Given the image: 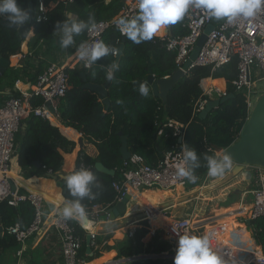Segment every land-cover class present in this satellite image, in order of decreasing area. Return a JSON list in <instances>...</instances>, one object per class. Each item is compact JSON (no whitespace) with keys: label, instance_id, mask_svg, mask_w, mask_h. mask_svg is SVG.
<instances>
[{"label":"trees","instance_id":"1","mask_svg":"<svg viewBox=\"0 0 264 264\" xmlns=\"http://www.w3.org/2000/svg\"><path fill=\"white\" fill-rule=\"evenodd\" d=\"M31 1L35 4L36 18L39 0H18V4L21 8L30 11ZM69 2L70 0H44L48 17L42 21L34 18L31 31L34 30L35 40L50 38L56 32L57 22L65 20ZM126 5V0H89L80 11L78 21H87L90 14L94 15L95 22L101 19L117 20L121 18V12ZM137 12L138 10L133 17ZM0 17V54L8 58L12 51L19 47L21 36L18 31L1 22H8L7 15ZM184 19L171 26V35L181 36L187 33V29L183 26ZM216 21L214 19L213 22L216 23ZM101 41L115 50H119L124 43L121 59L117 64L118 70H114V79L109 82L106 78L108 70L115 65L117 59V56L111 53L90 68H85L81 64L65 67L68 74V90L61 99L58 109L65 123L79 131L98 149L96 157L80 151L76 160L74 172L81 169L91 170L99 182V187L93 184L95 199L82 200L85 209L94 204H107L115 200L117 193L112 183L119 177V172L114 175L107 174L99 170L96 164L100 161L105 167L115 169L123 162L122 136L128 138L127 143L131 154H140L153 165L157 164L166 152L187 143V147L196 150L201 162V167L195 169L198 179L195 183L188 181L189 186L201 184L207 176L204 155L217 154V150L225 149L234 143L239 138L241 129L250 114L248 94L237 92L233 85L237 76V61L233 60L215 70L210 66L194 67L180 78L163 101L154 95L152 86L149 84H146L149 87L148 97H142L139 93L140 84L148 81L150 69L157 79L171 76L177 70L175 53L166 49L165 40L161 36L136 44L125 35L122 36L116 24H113L105 31ZM44 64L45 62L40 60L38 69L31 75L33 82L36 83L39 74L44 71ZM33 66L27 67L32 69ZM14 72L13 68H9L0 77V86L5 78ZM82 72H85L88 82L98 85L109 82V107L99 99L95 91L83 87ZM209 77L216 79L225 89L228 88L234 94L220 101L206 116H201L200 112H196V103L198 100H211L202 86V81ZM219 78L225 81V85ZM9 96L19 97L21 94L12 90ZM30 100L34 105L42 102V99L38 97H32ZM117 101H123V103L120 104ZM170 119L188 125L184 134V143L180 142L178 137L166 136V133L159 136L157 124L162 126ZM27 123L29 124L25 136L27 143L20 149L17 147V141L22 135L21 129L15 136L18 163L21 167H27L34 160H39L41 166L37 168L38 173L45 172L43 165L53 171L58 170L64 163L62 152H72L76 142L63 134L60 128L53 125L48 118L32 114ZM64 183L67 189L66 181ZM66 198L68 201L75 199L69 194L68 189ZM35 214L36 209L29 200L19 202L17 206L11 205L7 200H0V226L3 227V231H0V258L6 248L19 245L16 235L12 234L9 228L19 223L22 230H27ZM70 222L83 240L81 259L85 257L86 261H90L100 257L101 248H93V254L86 255V233L77 219H70ZM150 229L149 220L141 222L134 237H127L119 242L121 248L118 256L129 257L145 253L155 254L157 257L140 258L126 264H174V257L164 254L176 255V251L171 248L168 241L162 239L160 234H150ZM252 231L256 242L264 246V216L252 221ZM103 242L100 240V244Z\"/></svg>","mask_w":264,"mask_h":264},{"label":"built area","instance_id":"2","mask_svg":"<svg viewBox=\"0 0 264 264\" xmlns=\"http://www.w3.org/2000/svg\"><path fill=\"white\" fill-rule=\"evenodd\" d=\"M138 10L137 0L127 4L121 12V17L132 18ZM47 9L44 0H39L36 20L47 19ZM120 19V18H119ZM118 20V19H117ZM117 20L101 19L95 22L93 27L86 29L87 45L101 41L103 34ZM208 18L207 13L194 6L186 14L183 26L187 33L181 36L165 34L161 36L165 40L167 50L175 53V62L177 69L183 70L187 74L191 69L197 66H210L213 70L229 64L231 61H237V76L233 81L237 92L246 91L252 93L255 83L253 70L264 72V9L255 17L249 19L237 18L231 23L227 19L217 20ZM209 24H214L213 30L208 34L207 39L201 46L194 60L191 54L195 46ZM121 33V32H120ZM122 36H124L121 33ZM119 50H115L118 55ZM78 62L85 68H90L93 64L86 66L77 56ZM189 65L186 67V64ZM74 67V66H73ZM257 72V71H256ZM257 72V73H258ZM211 78V77H209ZM213 79V78H212ZM68 90V74L64 67L56 64H50L39 74L36 83L31 91L20 92L21 96H9L0 103V200H7L11 205L17 206L19 202L29 200L36 209L35 218L27 230H22L20 224L9 228V231L16 235L19 244H24L26 240L37 233L45 223V210L43 208L44 198L38 193L20 194L18 191L11 190L10 180H14L13 161L15 157L16 143L15 136L22 126L26 117L32 114L43 118H51L58 111L61 99ZM228 90V89H227ZM205 94H210L204 89ZM224 92L223 94H225ZM38 97L42 99L40 104L34 105L30 98ZM249 97V96H248ZM207 100H198L196 103V112L205 108ZM54 109V111L51 109ZM159 125L158 134L162 135L167 129H171L176 137L183 138L187 124L180 123L170 119L162 126ZM183 158L182 147H178L164 154L157 164L149 163L146 158L140 154H132L129 159L124 160L116 168L119 177L113 181L112 186L117 195L113 202L107 204H94L86 208L87 219H93L99 216L100 212L106 211L123 199L131 190H138L147 187L158 186L161 188H175L186 185L189 180L181 179L176 175L175 165L181 162ZM253 187L250 190L252 194V204L249 208L248 219L255 220L264 216V167L253 166ZM109 213V212H108ZM78 220V219H77ZM168 230L169 239H165L176 251L179 235H197L199 227L197 222L190 218L173 219ZM52 226L58 232L62 256L65 264H81L84 262L80 257L83 240L77 233L70 219H65L62 212L53 216ZM82 226L85 227V224ZM151 230V229H150ZM92 248H100L99 233L90 231ZM150 234L156 235L159 232L150 231ZM226 254H234L232 246L226 245L222 250ZM239 260V262H243ZM248 264H264V246L257 248L251 253Z\"/></svg>","mask_w":264,"mask_h":264},{"label":"crops","instance_id":"3","mask_svg":"<svg viewBox=\"0 0 264 264\" xmlns=\"http://www.w3.org/2000/svg\"><path fill=\"white\" fill-rule=\"evenodd\" d=\"M88 2L89 0H70L65 19L70 17L71 19L78 20L80 11L88 4ZM169 31L171 32V26L159 36H164L165 34L170 35ZM34 36V30H30L26 38H21L19 47H16L12 51L10 57H8L10 59V65L6 71L9 68H13L15 72L7 76L0 86V103L7 98L6 96L11 95L12 90L22 92L31 91L33 89L35 82L31 80V75L36 72V69H38L40 60L45 62L44 70L50 64H56L64 68L80 64L77 59V50L79 46L82 43L84 44V42L87 41L86 39H88L84 31L80 35L74 37L75 43L72 46L67 49H62L60 47L61 33L59 32H55L50 38L40 40H35ZM29 65L34 66L30 69L27 67ZM3 74H0V77ZM206 79L207 78L202 81L204 89V82ZM219 80L223 81L225 85L223 79L219 78ZM28 118L29 117H26L22 122L20 131L22 132V135L17 141L18 149L27 143V141L25 142V136L29 129V124L27 123ZM49 121L53 125L59 127L61 132L69 139L75 141L76 147L72 152H62L64 163L58 170L53 171L51 168L43 165L42 168L45 169L44 173L37 172V168L41 166L39 160H34L31 164L27 165V167H21L18 163V149L15 150L13 179L17 185V191L20 194L32 192L38 193L44 198L43 208L46 213L44 217L45 223L40 230L30 236L24 244L6 248L2 252L0 264H65L62 256L59 234L54 226H52L53 216L62 212L65 204L69 202L66 198L65 190L67 191V189L64 183V178L74 173L79 152L85 151L89 155L96 157L98 155V149L94 144L85 139L79 131L67 125L60 117L59 112L55 113L54 116H51ZM165 133L166 136L172 135L176 137L171 129H167ZM178 138L180 142L184 143V137ZM216 153L224 154V149H219ZM36 162H38L37 165L35 164ZM97 163L102 164V169L97 168L107 174L111 173L103 169L114 171V174L118 172L116 168L109 169L105 167L100 161ZM212 178L207 175L201 184L194 187L189 186L188 183L170 189L158 187L156 189L143 188L134 190L130 192L132 198L128 204L127 211L123 216L113 219L108 213L109 211L106 210L100 212L99 216L95 217L94 220L90 219L92 223L88 222L89 224H85V227L82 226L84 223L81 220H78L79 225L86 233V238L92 230L99 233V242L100 240L104 241L100 244L102 255L90 261H86L84 257V262L81 264H87L90 262V264L107 263L100 260L103 256H109L107 259L110 261L108 262L109 264H126L130 261L140 259L138 256L142 255L146 256L143 258L157 257L155 254L145 253L129 257H119L118 253L121 248L119 242L127 237H134L136 229L141 225V222L145 220H149L152 231L159 232L162 237L169 239L170 236L168 230L171 227L170 223L173 219L177 218H190L192 221L197 222L196 226H198L199 229H203L204 227V233L207 235L211 247L222 257L223 261L226 259L229 262L231 260H237V262H239V260L246 259L248 254H251L254 250L257 248L259 249L262 246L256 242L252 228L250 229L247 226V223L244 225L243 223L238 222L237 219H234L236 216L240 215V213L247 210L246 205H244L245 202H249V205L247 206L249 208L251 207L252 194L249 190L243 192L241 202H237L230 198L228 202L224 203L221 207L222 209H219V211L216 212L218 214L214 217H219L217 222L211 223L207 221L205 222L204 220L198 222L199 220H196V218L194 219L196 212L199 211L197 210L199 205L197 199L199 198L196 197V195L199 194L202 198L204 194V192H202L203 187L204 189H209L211 193L218 190V194L215 195L223 200H225L232 191L231 189L233 186L223 184V182L219 180V177ZM248 193H250V198L246 197V194ZM202 199H206V195ZM194 203L197 205H194ZM247 219L248 218H246V221ZM226 245H230L234 248V254H226L222 252ZM86 255L90 256L92 254L88 253L86 249Z\"/></svg>","mask_w":264,"mask_h":264},{"label":"clouds","instance_id":"4","mask_svg":"<svg viewBox=\"0 0 264 264\" xmlns=\"http://www.w3.org/2000/svg\"><path fill=\"white\" fill-rule=\"evenodd\" d=\"M138 12L132 18L121 17L116 21L120 32L136 44L151 41L161 35L169 26L182 21L191 7L201 9L210 19H227L229 23L237 18L249 19L255 17L264 9V0H137ZM7 15L8 22L16 28L22 29L31 19L28 9L21 8L18 0H0V16ZM95 25L94 15H89L87 21L74 20L70 17L63 22L58 21L56 32L61 33L60 47L67 49L75 41L74 37ZM115 49L98 41L93 45L81 44L77 50L80 60L89 66L109 54ZM118 65H112L106 78L114 79V70ZM139 93L148 97L149 87L140 84ZM122 104L123 101H117ZM183 158L175 165L176 175L195 183L198 177L195 169L201 167L200 157L195 149L182 145ZM206 161L209 177H223L232 168V159L228 154H214L203 157ZM69 194L75 199L65 204L62 216L65 219L85 220L87 217L84 198L95 199L93 184L99 187L97 177L91 170L81 169L65 178ZM174 264H224L210 245L207 235H179Z\"/></svg>","mask_w":264,"mask_h":264},{"label":"water","instance_id":"5","mask_svg":"<svg viewBox=\"0 0 264 264\" xmlns=\"http://www.w3.org/2000/svg\"><path fill=\"white\" fill-rule=\"evenodd\" d=\"M29 7H30L31 19L26 25L23 26L22 29L16 28L15 26L11 25L9 22L1 21L3 24L8 25L9 27L18 31L21 38H26V36L31 30V25L34 21L35 4L31 1L29 3ZM0 20H1V17H0ZM214 27H215L214 24H209L206 27L204 33L199 38L195 46V49L193 50L191 54L190 60H194L196 58L198 51L200 50L201 46L207 39L208 34L213 30ZM169 34L171 35L170 31H169ZM123 48H124V43L121 44L115 65H117L121 59ZM9 65H10V59L3 57L0 54V74H3L6 71V69L9 67ZM188 65H189V62L186 64V67ZM184 75L185 73L183 70L177 69L173 75L157 79L155 75L152 73V70L150 69V76L148 78V81L144 84L151 85L154 95L156 97H160L163 101H165L169 91L175 86V84ZM81 77H82V80L84 81L83 87L89 88L95 91L98 94L99 99L109 107L110 99L108 96V85H109L110 80L104 85H98V84L88 82L85 72L81 73ZM231 96H233V93L229 94L226 97L220 98V99L209 100L205 108L200 111V115L206 116L209 113L210 109H212L220 101H224ZM51 109L54 111L52 107ZM122 142L123 144H122L121 151H122L124 159L127 160L131 156V153L129 152L127 148V138L123 136ZM224 154H228L230 158L232 159V161L235 163L234 172H236L237 170H243L246 166L264 167V93L261 94L254 108L251 110L247 122L244 124V126L241 129L239 138L234 143H232L230 146L224 149ZM35 164L37 165L38 162H36ZM96 166L99 169H102V164L97 163ZM103 170L110 172L111 174H114V171H108L107 169H103ZM9 182L11 184V190L13 192L17 191V185L15 184L14 180L11 179ZM65 193H66V190H65ZM131 198L132 197L130 193H128L126 194L125 197H123L122 200H120L114 206H112L109 209V214L111 218L115 219V218L123 216L125 212L127 211L128 204L130 203ZM88 221L89 223H92L90 220ZM246 223H247V226L251 229L252 220L247 219ZM0 231L1 232L3 231L2 226H0ZM90 242H91V235L88 234L86 238V243H87L86 249L88 253L93 254L92 253L93 248L91 247ZM165 256H169V255L166 254ZM143 257H146V256L144 255L138 256V258H143Z\"/></svg>","mask_w":264,"mask_h":264},{"label":"rangeland","instance_id":"6","mask_svg":"<svg viewBox=\"0 0 264 264\" xmlns=\"http://www.w3.org/2000/svg\"><path fill=\"white\" fill-rule=\"evenodd\" d=\"M133 1H135V0H126V4H130ZM256 71L258 72L259 70L258 69L253 70L255 83H254V86L252 88V93L248 95L249 96L248 97V104H249L250 112L253 109L254 104L257 101V99L261 96V94L264 93V72L260 71L257 73ZM243 92H246V91H243ZM231 93H233V92H231L228 89V91L225 94H221L220 96H214L212 94H208V95L211 97V100H216V99L226 97ZM234 166H235V163L232 162L231 170H229L223 177H219V180H221L223 182V184H225V185L227 184V186L228 185L233 186V188L231 189L232 191L229 193V195L226 197L225 200L219 199V197L217 195H215V194H218V190H216L214 193H211V191L209 189L208 190L204 189V187H203L204 190L202 189V192H204L202 198H204V196L206 195V199H202L199 196V194L196 195V197L199 198V199H197V201L199 202L197 210H199V211L196 212L194 219L196 218V220H199L198 222H200V220H204L205 222L207 221V222H211V223L217 222V219L219 217H217V218H214V217H215V215L218 214L216 212H218L219 209L220 210L222 209L221 207L224 203L228 202L230 198L237 201V202H241L243 192H245L246 190L250 191L252 189V186H253V180H252L253 166H251L250 168L248 166H246L243 170H237L236 172H234ZM213 178H217V177H213ZM147 188L156 189V188H158V186L147 187ZM206 190L208 192L209 191L210 192L208 193ZM246 197L250 198V193L246 194ZM247 201H249V200H247ZM194 205H197V204L194 203ZM244 205H246L247 210L243 213H240V215L236 216V218H234V219H237L238 222L243 223L245 225L246 218H248V216H249V211H248L249 207L247 206V205H249V202H245ZM204 232H205L204 227H203V229H198L197 235L203 236V235H205ZM167 255H169V257H175V255L174 256L170 255V254H167ZM250 257H251V254H248L247 258L242 263L237 262V260H231L229 262L228 260L225 259L224 264H248Z\"/></svg>","mask_w":264,"mask_h":264},{"label":"bare ground","instance_id":"7","mask_svg":"<svg viewBox=\"0 0 264 264\" xmlns=\"http://www.w3.org/2000/svg\"><path fill=\"white\" fill-rule=\"evenodd\" d=\"M205 88L206 90L208 91V93L214 95V96H220L221 94H223L224 92H227L228 90L225 89L216 79H210V78H207L206 79V82H205ZM54 116V114L52 115ZM53 118V117H52ZM131 191H134V190H131ZM84 224H89L88 222V219L86 217V219L83 221L81 220ZM91 226V225H90ZM109 258V256H103L100 258L101 261H105L107 263H100V264H109L107 259ZM88 264V263H87Z\"/></svg>","mask_w":264,"mask_h":264}]
</instances>
